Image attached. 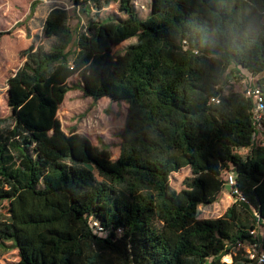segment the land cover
Instances as JSON below:
<instances>
[{
	"label": "trees",
	"instance_id": "obj_1",
	"mask_svg": "<svg viewBox=\"0 0 264 264\" xmlns=\"http://www.w3.org/2000/svg\"><path fill=\"white\" fill-rule=\"evenodd\" d=\"M71 2H114L125 17L90 19L73 40L67 10L54 8L43 22L49 47L21 52L8 81L12 122L0 131V248L12 242L15 264H226L251 230L264 232V146L253 147V99L218 85L242 68L263 74L264 95V0H150L144 18L135 0ZM76 88L127 105L117 160L63 129L58 112ZM248 147L245 163L234 152ZM229 164L238 199L199 219ZM184 168L192 176L172 189ZM231 264L251 261L238 251Z\"/></svg>",
	"mask_w": 264,
	"mask_h": 264
},
{
	"label": "rangeland",
	"instance_id": "obj_2",
	"mask_svg": "<svg viewBox=\"0 0 264 264\" xmlns=\"http://www.w3.org/2000/svg\"><path fill=\"white\" fill-rule=\"evenodd\" d=\"M150 0H135L141 17H146L149 11ZM54 8H64L69 15L68 26L73 34V40L84 31L90 19L96 21L118 20L125 15L118 11V4L111 3L100 10L94 6L82 9L75 8L71 0H0V131L11 124V109L8 106V81L23 63L21 52L31 46L37 48L44 45L49 47V41L43 36V22L49 12ZM134 40L130 39L124 44L115 47V52H122L124 48ZM70 49L74 50L75 45ZM263 74H252L246 69L240 68L233 71L229 68L220 80L218 88L224 95L231 93L245 94L250 85L255 84ZM77 76L72 77L71 84L76 83ZM127 105L112 102L109 98H102L94 102L92 98L85 97L79 88L68 92L61 105L58 118L65 132L72 128L92 144L101 148H109L112 159L117 160L120 154L121 133L125 127ZM261 116V117H259ZM259 132L253 142V147L264 146V112L258 114ZM253 147L235 150L237 155L245 163H248ZM230 169L223 171L222 179L225 187L218 200L209 205H201L198 208V218L213 220L222 217L226 210L234 204L236 197L230 186L226 184ZM190 168L181 169L170 177V187L177 191L183 188L185 179L191 177ZM9 212V203H0V220L4 222ZM263 232V227L259 226ZM19 260L18 249L11 241L6 240L4 247L0 248V264H15Z\"/></svg>",
	"mask_w": 264,
	"mask_h": 264
},
{
	"label": "built area",
	"instance_id": "obj_3",
	"mask_svg": "<svg viewBox=\"0 0 264 264\" xmlns=\"http://www.w3.org/2000/svg\"><path fill=\"white\" fill-rule=\"evenodd\" d=\"M244 95L253 99V118L258 133V114H262L264 112L263 92L261 90V87L256 82L255 84L253 83L252 85H250L249 89L246 90V93ZM212 101L219 102V100L216 98H213ZM261 127L262 129H264V125H261ZM226 184L230 186V189L234 196L239 195L238 189L235 187V177L232 172L227 177ZM236 199L238 198L236 197ZM250 235L252 236L250 240L239 241L233 247L232 252L223 257L224 263L231 264L233 262V255H236L238 251H242L249 258L251 264H264V242L261 240V236L264 235V232H260L259 228H256L250 231Z\"/></svg>",
	"mask_w": 264,
	"mask_h": 264
},
{
	"label": "crops",
	"instance_id": "obj_4",
	"mask_svg": "<svg viewBox=\"0 0 264 264\" xmlns=\"http://www.w3.org/2000/svg\"><path fill=\"white\" fill-rule=\"evenodd\" d=\"M23 61H24V59H23Z\"/></svg>",
	"mask_w": 264,
	"mask_h": 264
}]
</instances>
